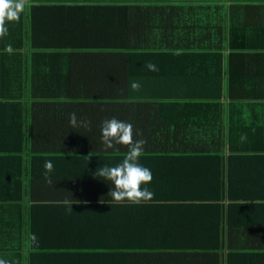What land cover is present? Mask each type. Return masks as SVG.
<instances>
[{
  "label": "crops",
  "instance_id": "1",
  "mask_svg": "<svg viewBox=\"0 0 264 264\" xmlns=\"http://www.w3.org/2000/svg\"><path fill=\"white\" fill-rule=\"evenodd\" d=\"M48 1L30 2L29 5H58L62 2ZM63 1L68 2L64 3V8L25 9L21 13L26 31V34H22L24 41L16 44L18 49H12L11 53L0 48V192L16 191L11 186H2L5 175L9 173L23 179L24 184H32L35 193L53 194L59 188L73 194L106 199L108 201L84 204L107 207L106 216L110 215L107 220L113 221L115 237L119 240L118 235L130 234L121 229L123 226L132 227L128 222H156V226H166L174 219H189L190 210L175 211L177 208L173 207L170 198L172 194L183 191L189 196L188 201L184 200L187 209L203 208V204L212 197L211 188L227 170L238 169L241 161L253 167L251 158L243 151L249 149L247 133L231 129L236 128L233 125L241 117L249 114H254L255 123L264 125V105H243L237 101L228 104L226 93L218 91L220 94L215 93V98H212L208 94L214 85L203 86L200 81L207 82L229 75L233 77L232 81L236 80L240 95H264V56L248 55V52L264 53V0H166V8L161 9L160 15H141V10L133 8L131 1V4H123L118 0H86L82 7H75L80 4L71 0ZM187 6L189 12L199 16V19L205 17L213 27L216 24L226 27L229 39L234 40L232 44H226L228 52L231 45L234 49L248 51L244 50L243 55L232 58L228 55L220 58L204 56L214 50L213 37L196 34L193 39L192 35L188 37L183 33L186 27L183 8ZM209 27L208 30H211ZM134 32L145 37L150 33L155 34L152 41L154 47H148L147 41H140L133 42L140 47L138 53L131 50L126 43L131 41ZM135 38L133 41H136ZM192 40L193 50H184L186 45L192 47ZM143 48L159 51L170 48L176 49V52L163 53V60H155L144 56ZM147 62L154 63L158 70L167 67L168 74L157 83L153 78H146L149 88L152 87L146 101L163 99L165 102L181 103L170 105L173 108L169 112L180 110L176 118L185 125L184 132L188 138L185 140L187 150H173L172 137L168 133L154 139L150 147L144 146L143 152L164 163L171 159L178 162L173 167H168L166 163L170 170L169 177H174L173 180H165L167 175L158 178L154 174V183L149 185L155 194L156 205L166 208L163 213L146 206L140 210L134 206L125 212L128 203L109 202L112 201L108 199V193L113 188L111 182L94 175L103 165L119 164L123 158H118L128 151L125 145H117L115 149L104 148L100 132L102 122L113 117L126 122L132 114L135 123L139 119L145 121V117L137 116L139 111L136 109L141 105H137L136 96L145 97L148 93L133 91L130 84L133 80L138 81V73L147 69ZM194 82H197V89ZM184 102L192 104L182 105ZM218 102L222 104H204ZM144 107L149 119H155L154 123H157L156 120L161 122V116L168 113L162 110L161 105L146 104ZM73 112L78 119L90 121V126L71 127L69 114ZM168 116L169 113L164 120L168 121ZM166 121L159 123L160 131L161 127L167 125ZM260 142L264 144L262 140ZM12 151L18 163L9 171L4 161H9ZM48 160L54 165L48 173L51 184L46 183L45 178L44 164ZM139 163L144 166V158L140 157ZM82 173H88L90 178L86 181L78 176ZM78 177L83 179L80 185L62 187L65 182L63 179ZM200 195H204V202L196 200ZM27 203L32 204L25 201L0 202V259L7 260L9 264H35L28 252L24 254L25 261L21 262L19 255L8 252L4 246L7 242L16 243L20 237H26L20 230L25 226L26 210L19 218L18 208H24ZM34 203V207L29 208L31 211L28 210L27 218L40 227V232L43 229L50 231L51 217L57 214L67 223L68 213L63 212L60 201ZM170 207L174 210L171 214ZM202 214L193 215L192 221H204L206 215ZM48 217L49 222L46 220ZM82 217L84 220L89 218L87 212H83ZM160 218L162 222H159ZM146 230L151 235L150 240L157 236L153 234L155 230L158 231L157 228L150 226ZM142 235L147 237L145 233ZM162 238L172 245L175 237L164 235ZM58 245L46 253L57 264H61L62 258H58L56 252ZM113 250V263L118 264H222L214 256H202L201 251L183 245L125 252ZM90 263L92 261L84 262Z\"/></svg>",
  "mask_w": 264,
  "mask_h": 264
},
{
  "label": "trees",
  "instance_id": "2",
  "mask_svg": "<svg viewBox=\"0 0 264 264\" xmlns=\"http://www.w3.org/2000/svg\"><path fill=\"white\" fill-rule=\"evenodd\" d=\"M35 1L38 3H49L48 0H30L31 3H34ZM85 1L86 0H71V2H76L77 4L81 5H75V7H82V3H85ZM118 1H121L120 3L123 4L130 3L129 1H131V3L133 4V8H135L137 11L141 10V12H139L141 13V15L143 13L160 15V12L162 11L161 9L166 8L164 5L166 4V0H139V2H135L137 0ZM64 3L66 4L68 2L62 0V2L58 5L33 4V6H26L25 9L31 7L64 8ZM183 12L186 13L184 15L185 17H183L186 25L185 31L183 33H185L186 36L190 37L192 35L193 39L196 34H199V36H204L206 38L213 37L212 46L214 50H212L210 53L204 54V56H215L217 58H220L222 56L224 57L228 55L229 58H232V56L243 55L242 52H244V50L248 51L247 49H234L231 45L230 49L228 48V52L226 44H232L234 40H232L233 38L229 39V33L227 32L225 26H222V24H216V26L213 27V25L209 23L210 21L205 17L199 19V16H196L194 13L189 12L188 6L186 8H183ZM24 18L25 17L23 16V19ZM24 24L25 23L21 19V16L18 21L7 23L6 26L8 32L7 35L0 38V48L5 50L7 44H10L12 46V49H18L16 44L19 45L21 42H23L24 37L22 36V34H26L25 28H23ZM208 27L211 30H208ZM134 38L136 41H133ZM154 38L155 34L153 33H150L147 37H145L141 33L134 32L132 34V37L130 38L131 41H128L126 44H128L132 48L131 50L137 51L136 53H138L140 47L133 44V42L139 43L140 41H147L148 47H154L152 44ZM192 43V47L186 45L184 47V50H193L192 48H194V40H192ZM143 50L144 53L142 54L144 56L148 55L149 57H153L155 60L158 58H161L163 60V57L161 56L163 53L176 52V49L170 48H166L165 50L161 51L151 48H143ZM248 53H250L248 54L249 56H264L263 52ZM170 67L172 66L170 65ZM166 74H168L167 67H163L158 71H149L148 69H146L138 73V76H140L138 82H141L140 91L148 94L145 97L136 96L137 105H141L137 107L138 110L136 109V111H139V113H137V116L141 115V117H145V121L139 119L135 123V121L132 119L134 114H132L131 119L126 122L133 123L132 126L134 140L148 139L146 140V143L144 145L146 147H150V144L154 139L161 138L168 133L172 137L170 141L173 144L171 145L173 150L177 148H185L187 150L188 145L185 143V140H187L188 138H186V132H184L185 125L180 124L179 119L176 118L178 111L180 110L176 109L174 113L169 112L170 109L173 108L170 107V105L176 106L177 104L181 103L165 102L163 99H151L146 101V99L150 97L152 90V87L149 88L146 78H153L156 80L155 83H157L162 81L166 77ZM194 76L197 77V75ZM232 79L233 77L224 75L222 78L211 79L207 82L200 81V83H202L203 86L214 85V87L211 88V91L208 94V96H211L212 98H215V95L213 94H220V92L218 91L226 93L225 98L229 101L228 104H232L234 101H237L243 105H264V95H240L236 80L232 81ZM194 83L196 86L197 82ZM197 86L195 89H197ZM164 93L167 94L166 91H164ZM146 104L163 106L162 110L169 113L168 121L164 120L168 114L167 113L164 117L161 116V122H158V120H156L158 124L154 123L155 119H149L150 117L145 112L144 106ZM185 104L191 105L192 103H182V105ZM204 104L218 105L222 103L218 102ZM189 114L191 115L190 112ZM192 115L194 114L192 113ZM253 115L254 114H249V116L243 118L241 117V119H239L237 123L233 125L236 128L231 129H236L240 132L243 131L244 133H247V137L249 138L247 147L249 149L243 151L244 153L248 154V158H251L253 167L249 165L246 166L241 161L238 164V169H233L229 172L228 170L227 172L225 171L226 173L221 179H219V181H217V178H214L216 179L217 183L215 182V186L211 188L213 189L211 193L212 197L207 200L206 204H203V208L187 209L185 208V201H188L189 196L187 197V195L184 194L183 191H179L178 193L174 194L171 193L172 196H168H171L170 198L173 202V207L177 208L175 209V211L184 212L186 210H190L188 212L190 216L187 217L189 219H174L173 221L168 222L166 226H156V222L129 223L128 221H126L132 227L123 226L121 227V229L127 231L130 234L127 236H121V234L118 235L119 240L115 237L116 228L113 221L107 220V217L110 216H106L105 211L107 207H105V205L90 206L83 203L84 201L90 203L108 200H103L101 198H91L90 195L83 196L82 194H73L71 191L65 192L64 189L61 191L59 190V188L55 189L56 192L53 194L44 193V195L35 193L36 189H33L32 184H24L23 179H20L16 176H11L9 173H7L4 179L5 182L2 184V186H11L16 191L10 190L6 193L0 192V202L25 201L31 202L32 204L29 205L30 203H27L24 208H22V206L18 208L19 218L23 216V214H25L26 210V218L24 221L25 226L24 229H20L25 233L26 237L24 239L20 237V241L16 243L7 242V244H4V246L7 248L8 252H13L16 253L15 255H19V257L21 258V262L25 261L24 254L28 252L29 254H31L33 261H35V264H57L49 257V254L46 253L48 251L51 252L57 244H59L57 247L58 250L56 251L58 253L57 257L62 258L61 261L63 264H84V262L86 261H92V263L90 264H112L114 259V255L112 253L114 252L113 249L125 252L133 251L136 249H166L170 248V246L180 245L186 246V248L188 249L201 251L202 256H214L216 257V259L218 258V261L222 262V264H264V144L262 145V143L260 142V140H262V142L264 143V125L255 123L253 120ZM163 121L168 122L166 125L167 127H161L162 131H160L159 123H163ZM237 127L239 129H237ZM12 152L13 155L9 157V161H4L9 171H11L18 163L15 152ZM141 157L145 160V167L153 164L152 166L148 167L153 174L152 180L149 184L143 185L142 187H147L150 189L149 185L154 183V174L158 175V178L167 175L165 180L174 179V177H169L170 170L167 169V165L168 167L177 165L178 162L176 160L171 159L166 162V165V163L158 160L157 158L146 152H143ZM121 158H124V156L119 157L118 160H122ZM8 174L10 176H8ZM78 176L86 181L90 178V175L88 173H82ZM80 177L71 180L63 179L65 182L63 183L62 187L70 184L80 185L83 180ZM222 180L223 184H221ZM66 182L71 183L66 184ZM49 190L53 191V189ZM82 196L84 198H82ZM66 199H74L76 201H81V203L71 205L73 211H69L68 207L63 203V201ZM108 199L112 200L110 196H108ZM50 200L60 201L63 206V212L66 211L69 218L67 220V223L65 224V222L61 220L60 215L57 214L58 216H52V227L50 231L43 229L40 232V227L31 222L29 218H27V213L28 210L31 211V209L29 208L34 207V201ZM196 200L204 202V195H200ZM109 202L114 201L112 200ZM222 202L223 204H211ZM123 203H128L125 212H129L128 209L133 208L134 206H137V210H140V208H144L145 206L150 207L159 213H163V211L166 210V208H162L160 205H156L154 197L150 201L146 202L145 205H139L140 203L137 205L128 201H125ZM173 207H170L171 209H169L170 214L174 211ZM58 212H61V210H58ZM83 212H87L89 216L88 220L83 219ZM202 212L206 215V218L204 217V221H201L200 223L192 221L191 217L193 215L199 216ZM105 218L106 220L103 221ZM46 220L49 222V217ZM162 221L163 219L160 218L159 222ZM121 224H124V222H122ZM150 226H152V228L158 229V231H154L153 234L157 236L152 240H150L151 235L146 233V229ZM185 229H187V231ZM137 231L138 233H136ZM161 232L163 233V235H161ZM142 233H145L147 237H143ZM32 234H35V236L37 237L38 247L31 245L29 237ZM164 235L170 236L171 238L175 237L172 245H170V243H167L168 241H165L164 238H162V236L164 237ZM68 238H71L70 241L68 243H64ZM113 264L118 263L114 262Z\"/></svg>",
  "mask_w": 264,
  "mask_h": 264
},
{
  "label": "clouds",
  "instance_id": "3",
  "mask_svg": "<svg viewBox=\"0 0 264 264\" xmlns=\"http://www.w3.org/2000/svg\"><path fill=\"white\" fill-rule=\"evenodd\" d=\"M29 4L30 0H0V38L7 35V23L18 21L21 13L24 12ZM5 51L11 53L12 46L9 44ZM145 67L149 71H158L157 66L152 62H147ZM130 87L133 91H139L141 84L133 80ZM69 124L73 128L80 126L87 128L90 126V121L83 118L78 119L77 114L73 112L69 114ZM100 132L101 142L105 149H115L117 145L128 147V151L119 164L115 166L103 165L94 173L96 177H101L113 185L108 196L116 203L128 201L133 204H139L150 201L155 195L154 192L142 186L151 182L152 173L149 168L139 163L146 141L143 139L134 140L132 124L118 120L115 117L104 120L101 124ZM44 168L46 170V183L51 184L48 173L54 168L52 161H46ZM63 203L68 207L69 211H73L71 205L81 203V201L66 199ZM83 203L87 202L84 201ZM29 240L31 245L38 247V240L35 234L30 235ZM0 264H9V262L5 259H0Z\"/></svg>",
  "mask_w": 264,
  "mask_h": 264
}]
</instances>
